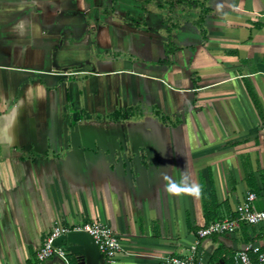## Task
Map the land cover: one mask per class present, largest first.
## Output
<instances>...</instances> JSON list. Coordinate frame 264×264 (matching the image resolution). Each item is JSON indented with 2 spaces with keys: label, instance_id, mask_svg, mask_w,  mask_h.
<instances>
[{
  "label": "crops",
  "instance_id": "0c3cea01",
  "mask_svg": "<svg viewBox=\"0 0 264 264\" xmlns=\"http://www.w3.org/2000/svg\"><path fill=\"white\" fill-rule=\"evenodd\" d=\"M202 189L219 217L264 208V0H0V264L56 221L108 225L118 264L264 249V221L198 239ZM60 245L105 264L84 233Z\"/></svg>",
  "mask_w": 264,
  "mask_h": 264
},
{
  "label": "built area",
  "instance_id": "2783aa9c",
  "mask_svg": "<svg viewBox=\"0 0 264 264\" xmlns=\"http://www.w3.org/2000/svg\"><path fill=\"white\" fill-rule=\"evenodd\" d=\"M256 195L246 192L242 201L236 208L235 217H225L206 223L197 231L198 239L214 235H224L236 232L241 224L247 226L257 225L264 221V208L257 209L254 205ZM69 232H81L88 235L95 243L99 254L105 264H118V258L123 251L119 237L106 224L99 221H90L75 225H65L59 221L54 222L50 233L45 237L35 254L33 264H48L54 258L57 264L66 263V251L60 245L61 238ZM196 240L189 248V254L183 257L168 253L162 256L157 264H199L195 259ZM233 264H264V249L256 244H245L232 255Z\"/></svg>",
  "mask_w": 264,
  "mask_h": 264
},
{
  "label": "trees",
  "instance_id": "16d2710c",
  "mask_svg": "<svg viewBox=\"0 0 264 264\" xmlns=\"http://www.w3.org/2000/svg\"><path fill=\"white\" fill-rule=\"evenodd\" d=\"M178 1H181V2H187L188 0H178ZM189 1H193V2H195V3H199V0H189ZM201 194H202V202H203V211H204V217H205V219H206V221H207V223L208 222H210V221H214V220H221V219H223V217H219L218 215H217V213H215V210L212 208H208L207 207V205H206V199H205V195H206V193H205V191L202 189L201 190ZM211 197H213V194L212 195H210ZM229 218L230 217H233V215H230V216H228Z\"/></svg>",
  "mask_w": 264,
  "mask_h": 264
},
{
  "label": "clouds",
  "instance_id": "9594fccd",
  "mask_svg": "<svg viewBox=\"0 0 264 264\" xmlns=\"http://www.w3.org/2000/svg\"><path fill=\"white\" fill-rule=\"evenodd\" d=\"M14 139H15L14 136L9 135V138H8L9 143L13 142ZM167 187H171V184L167 185Z\"/></svg>",
  "mask_w": 264,
  "mask_h": 264
},
{
  "label": "water",
  "instance_id": "95a60500",
  "mask_svg": "<svg viewBox=\"0 0 264 264\" xmlns=\"http://www.w3.org/2000/svg\"><path fill=\"white\" fill-rule=\"evenodd\" d=\"M63 238V237H62ZM62 238H61V240H62Z\"/></svg>",
  "mask_w": 264,
  "mask_h": 264
}]
</instances>
